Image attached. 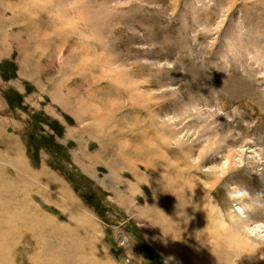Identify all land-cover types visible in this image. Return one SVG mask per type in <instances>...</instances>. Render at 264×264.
<instances>
[{"label":"rangeland","instance_id":"374dc122","mask_svg":"<svg viewBox=\"0 0 264 264\" xmlns=\"http://www.w3.org/2000/svg\"><path fill=\"white\" fill-rule=\"evenodd\" d=\"M263 12L264 0H0V182L5 201L17 193L0 263L61 264L47 250L59 238L77 249L69 264H239L219 257L222 231L264 250V207H241L264 202Z\"/></svg>","mask_w":264,"mask_h":264},{"label":"bare ground","instance_id":"6f19581e","mask_svg":"<svg viewBox=\"0 0 264 264\" xmlns=\"http://www.w3.org/2000/svg\"><path fill=\"white\" fill-rule=\"evenodd\" d=\"M262 3V2H261ZM263 8V7H262ZM264 13V12H263ZM81 16V15H80ZM80 19V18H79ZM50 35V34H49ZM116 77H117V75H116ZM117 78H119V77H117ZM113 80V79H112ZM114 80H115V78H114ZM119 91V90H118ZM117 92V91H116ZM129 96V95H128ZM83 96L81 95L79 98H75L76 99V101L77 102H81L80 104H82V102L84 101V104H86L85 103V101H88V99H84V97L82 98ZM65 102V101H64ZM63 102V103H64ZM83 104V105H84ZM68 105V104H67ZM72 105V106H71ZM75 107H77L76 105H73L72 104V102H71V104L70 105H68V106H66V109L68 110V111H71V112H75V111H77L76 109H75ZM118 108V107H117ZM88 111V110H87ZM87 111H85V112H87ZM84 112V113H85ZM76 113V112H75ZM84 113H83V115H84ZM83 115H79V118H81ZM82 121V120H81ZM1 176V175H0ZM8 180V179H7ZM10 182V181H9ZM18 182V181H17ZM4 184H7L6 182H3ZM13 182H11V184H12ZM4 184H2L1 182H0V205H2V208L4 209L3 211V213H1V215H2V220H0V240H1V249H0V253H2V247L3 246H5L4 245V242H3V238H5L4 236H5V234H6V232H8V233H13L15 230H12V231H9L8 229V231L7 230H4V227H3V225H2V223L4 224V221H8V220H11L12 219V217H13V210H14V208L16 209V205L15 206H13V205H11L10 204V202H11V200L15 197V195L17 194L16 193V191L14 190L13 192H15V193H13L12 195H9V198H8V200L7 201H5L6 200V198H7V195H8V191H7V189L5 188V186H4ZM8 185V184H7ZM23 186V185H22ZM8 187V186H7ZM22 188V187H21ZM20 188V189H21ZM25 188V187H24ZM12 189H14V187L12 186ZM16 190H18V189H16ZM19 191H21V190H19ZM18 192V191H17ZM20 193V192H19ZM22 194V193H21ZM182 194V193H181ZM19 196V195H18ZM20 197V196H19ZM179 198H181V197H179ZM180 200L181 199H178V202H179V204L177 205V206H175V208L173 207V208H171V213L172 214H175V216L174 215H172V223H171V225L169 226L171 229H174V227H176V229H177V231L179 232L178 233V235H181L182 234V232H183V230H185V223H187V219L185 220V217H183L182 215H180L179 214V211H180V209H183V206L181 207L180 206ZM9 201V202H8ZM14 201V200H13ZM12 203V202H11ZM182 204V203H181ZM19 205H20V203H19ZM17 206H18V203H17ZM178 206H180V207H178ZM20 207V206H19ZM23 207H25V206H23ZM19 209V211H20V213L22 212V208H18ZM15 211V210H14ZM203 214V213H202ZM203 217V222H205V220H206V218H205V214H204V216H202ZM16 218H18V217H16ZM6 219V220H5ZM165 219V218H164ZM21 221V220H20ZM186 221V222H185ZM181 222H182V224H181ZM176 223V224H175ZM9 224V223H8ZM10 226V225H9ZM8 228H10V227H8ZM18 228V227H17ZM11 230V229H10ZM18 230H19V228H18ZM18 230H16V232H15V235H14V237L12 238V240L11 241H9V244L7 245V246H10V245H12L13 243H14V241H15V239H16V237L18 236L19 237V235H20V231L22 230V227L20 228V230L18 231ZM166 230L168 231V233H171L167 228H166ZM26 232V231H25ZM26 235H27V232H26ZM211 235H215V234H212L211 232H205L204 234H203V236H202V238L199 240V245L201 246V243H202V241L204 240V238H206V236H211ZM217 235V237H218V244L217 245H215V248H220L221 250H223L224 252H222L220 255H219V257L220 258H222V257H225L226 255H233L234 257H236L237 258V262L239 263V264H243L242 263V256H243V258L244 257H248V255H253V256H249V257H251V259H253L252 257H254V259H256L255 260V263L254 262H252L251 264H264V250H259L257 247H252V246H249V245H246V244H241V247H242V249H243V251L239 254V255H236V254H231V253H228V252H226L225 251V240H226V238H227V236L229 235L228 233H223V231L222 232H220V234L219 233H217L216 234ZM176 238H177V236H176ZM6 239V238H5ZM60 240H56L55 242H58V241H60V246L59 247H47V250H51L52 252H56L55 253V255L53 256V258H55L56 256H58V255H60V257L59 258H61V261H62V263L61 264H69V263H64L63 261H66V259H69V257H71V256H73L75 253H76V250L77 249H75L74 248V246L72 247V242L71 241H67L68 243H69V247H66V246H64V243H63V240L61 239V238H59ZM75 239V238H74ZM7 240V239H6ZM40 239H38V241H39ZM176 243L178 242L175 238L173 239ZM64 242H66V241H64ZM159 245L160 246H162L163 248H165V250H167L168 252H170V253H172V251H171V249H170V247H169V245L165 242V241H162V240H160V242H159ZM252 247V248H251ZM24 248V247H23ZM262 249V248H261ZM259 253H261V255L259 256L258 254ZM38 254V253H37ZM3 255H4V253H3ZM45 255H46V253H45ZM43 256V255H42ZM210 257H211V255H210ZM214 257H215V255H214ZM249 257H248V259H249ZM1 258H2V255L0 254V260H1ZM4 258H7V257H4ZM37 258V257H36ZM39 258V257H38ZM99 258L100 257H98L97 255H95V258H92V259H90V260H88L89 262H91V261H94L95 262V264H101L99 261ZM49 259V258H48ZM87 259V258H86ZM102 259V258H101ZM196 259L198 260V261H200V259H199V257L198 256H196ZM8 259H6V261H7ZM40 260V259H39ZM45 260V259H44ZM44 260H43V262H44ZM103 260V259H102ZM227 260H228V257H227ZM5 261V260H4ZM46 261H48V260H46ZM87 261V262H88ZM250 261V260H249ZM39 262V261H38ZM87 262H86V264H87ZM77 263V262H76ZM1 264V263H0ZM41 264H42V262H41ZM91 264V263H90ZM215 264H222V260L221 261H219L218 260V262H215ZM225 264V263H224Z\"/></svg>","mask_w":264,"mask_h":264},{"label":"clouds","instance_id":"9594fccd","mask_svg":"<svg viewBox=\"0 0 264 264\" xmlns=\"http://www.w3.org/2000/svg\"><path fill=\"white\" fill-rule=\"evenodd\" d=\"M120 147L122 149H128L130 147V144L128 141H122ZM241 207L244 208L245 212H252L256 207H264V202H261L259 205H241ZM240 231L243 232V229L241 228ZM225 251L231 254L239 255L243 251V249L239 242L235 240L231 234H229L225 240Z\"/></svg>","mask_w":264,"mask_h":264}]
</instances>
